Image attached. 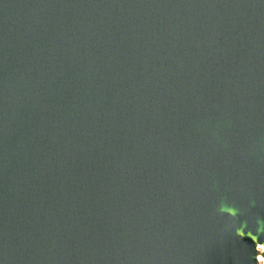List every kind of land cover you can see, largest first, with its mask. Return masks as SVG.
Here are the masks:
<instances>
[{
	"label": "water",
	"instance_id": "1",
	"mask_svg": "<svg viewBox=\"0 0 264 264\" xmlns=\"http://www.w3.org/2000/svg\"><path fill=\"white\" fill-rule=\"evenodd\" d=\"M258 222L264 0H0V264H264Z\"/></svg>",
	"mask_w": 264,
	"mask_h": 264
},
{
	"label": "clouds",
	"instance_id": "2",
	"mask_svg": "<svg viewBox=\"0 0 264 264\" xmlns=\"http://www.w3.org/2000/svg\"><path fill=\"white\" fill-rule=\"evenodd\" d=\"M218 214L224 215L226 214L232 223L229 225V227H233L236 230V235L242 237L243 236V231L241 230L244 225L241 224L240 227H236L237 224V217L239 215H243L241 210L235 206L229 205L226 202H221L220 205L217 208ZM258 223H264V222H258Z\"/></svg>",
	"mask_w": 264,
	"mask_h": 264
}]
</instances>
